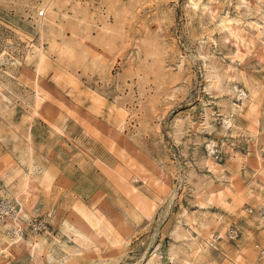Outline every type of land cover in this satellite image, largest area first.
I'll return each instance as SVG.
<instances>
[{"label": "rangeland", "instance_id": "1", "mask_svg": "<svg viewBox=\"0 0 264 264\" xmlns=\"http://www.w3.org/2000/svg\"><path fill=\"white\" fill-rule=\"evenodd\" d=\"M45 1L0 0V188L6 172H26L24 159L38 187L13 200L26 237L45 240L43 258L144 264L155 253L153 264H258L264 223L239 188L261 181L264 166V60L240 54L229 71L236 44L192 0ZM239 1L213 3L239 19ZM263 30L244 32L259 50ZM40 45L43 57L31 56ZM212 68L229 83L208 90ZM236 84L257 86L243 107L227 92ZM234 109L236 125L225 128ZM221 188L229 204H208ZM193 215L209 224L201 239L213 235L199 256L178 235ZM98 221L91 249L65 256L61 228L91 231ZM0 245V264H33L1 226Z\"/></svg>", "mask_w": 264, "mask_h": 264}, {"label": "bare ground", "instance_id": "2", "mask_svg": "<svg viewBox=\"0 0 264 264\" xmlns=\"http://www.w3.org/2000/svg\"><path fill=\"white\" fill-rule=\"evenodd\" d=\"M49 3H50V0H49ZM45 4L48 8L47 1H45ZM192 6L196 9H200L202 14H207V15L209 14L211 23H213L216 31L220 34H226V36L231 38L236 44V49H234L235 50L234 56L230 57V59H227L228 63L229 61H231L232 63V64H229L228 66L229 71L236 69L235 63L237 62L240 54L242 56L243 54L247 55L249 53H252V54H255L259 60H264V44L260 47V50L258 49L259 47L258 42L261 40L259 38L254 37L251 33L244 34V32L246 33L247 30L254 33L255 31L258 32L259 30L264 28V0H261V1L259 0V2L240 0L237 7L238 9H241V10L243 8L244 14L243 16L241 15L239 19L234 18L230 12H222V10H220V8L215 3H213V0H208V1L192 0ZM44 7L42 6L41 9H43ZM45 11H44V14H45ZM43 28H44V25H43ZM40 47L41 45L32 46L30 55L33 57L42 58L43 52L41 51ZM208 72H209V77H208L209 82L207 86L208 90L210 88L219 89L222 86H225L227 83H229V82H226L225 78L223 79V75L219 71H217V69L212 68V69H209ZM252 86H251V89H249L246 86L236 84V85H232L230 87V90H227V92L231 91V93H233V97H236V99H239V102H240L239 106L243 107L242 104H247L251 102L252 100V94H253V91H251L253 90ZM35 98H36L35 110H37L41 105V97L37 96ZM235 101H238V100H235ZM231 105H234V104H231ZM251 108L252 106L250 107V109ZM235 110L236 109H234L229 115L224 117L223 121H224L225 128H231L234 125H236L234 122V117L236 116ZM239 113L241 114V112ZM207 148L209 149V153L212 156L213 154H215L217 150L216 142L211 141V143L209 144V146H207ZM258 159L260 163H262L261 154L258 155ZM20 162L24 166L23 168L26 170V172H22L21 169H20L21 172L18 171L16 174L8 171L2 177V180L5 183L1 185V188H0V226L2 230L5 231L6 237L10 239L11 242L21 245L25 248V250L29 253L31 257L33 264H52L54 261V257L52 253L50 252L46 253V258L45 259L43 258L42 253L44 249V244L46 243L45 240L44 239L40 241H35L36 239L32 240L31 238L26 237V235L23 232V228H21V225L25 224L23 222L25 220L26 215L23 209H18L16 207V204L13 198L16 197L22 191L26 192V194H31L32 192L36 191L38 185L35 184L36 178L30 174V170H29L30 166L26 164L24 159H22ZM257 174H259V180L261 179V181L256 180L257 176H256V179L247 178L248 179L247 182L243 184L241 188H239L240 190L239 200L241 202H245V201L251 202L254 208L256 209V212H257L256 217L258 219L259 224H263L264 223V166L258 170ZM222 189L223 188L209 191L208 204H211L215 198L218 199L221 202V204L224 206H227L229 204V202L224 197V191ZM198 217H201V216H197V215H193L191 217L188 216L185 219V221L187 225L189 226V228L186 229V231H183L181 233L180 231L182 230H180L178 234L179 237L181 236L183 238L184 242L186 243V245H188V247L194 248V252L197 256H199L202 252L206 251L208 246L211 244V239L213 237V235L210 233L209 236H207V238L205 237L204 239L203 238L201 239V237L203 236L201 229L208 227L209 224H207L203 220H199ZM221 219H222V216L218 215L216 220H218L219 222V220ZM94 226H95V229L91 231H88V229H84L83 225H74V224L72 225L66 224L65 227L61 228V231L59 232V234L63 236L65 239L63 241H60L59 247L63 250L65 256L69 257L72 255H75L76 253L77 254L81 253L83 249L85 250L91 249L92 244L99 240L100 234L104 228V225L101 221H98L97 224ZM175 234L177 235V233ZM221 234H222L221 232H218L216 237H219ZM160 257L161 256L154 253V255H152L151 258L149 257L150 259H148V261L144 264H153L151 263V261L159 260ZM169 260L172 262H175L177 260L176 254L175 253L170 254ZM179 263L180 264H190L191 262L185 258V259L180 260Z\"/></svg>", "mask_w": 264, "mask_h": 264}, {"label": "built area", "instance_id": "3", "mask_svg": "<svg viewBox=\"0 0 264 264\" xmlns=\"http://www.w3.org/2000/svg\"><path fill=\"white\" fill-rule=\"evenodd\" d=\"M230 233L231 235H234L233 230H231ZM259 254H260V259L258 261V264H264V249H260Z\"/></svg>", "mask_w": 264, "mask_h": 264}]
</instances>
